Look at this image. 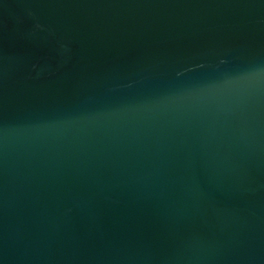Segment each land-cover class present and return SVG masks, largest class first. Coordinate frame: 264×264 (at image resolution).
Returning <instances> with one entry per match:
<instances>
[{
	"label": "water",
	"instance_id": "1",
	"mask_svg": "<svg viewBox=\"0 0 264 264\" xmlns=\"http://www.w3.org/2000/svg\"><path fill=\"white\" fill-rule=\"evenodd\" d=\"M0 264H264V0H0Z\"/></svg>",
	"mask_w": 264,
	"mask_h": 264
}]
</instances>
